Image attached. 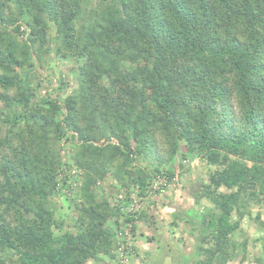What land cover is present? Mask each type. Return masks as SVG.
<instances>
[{
	"label": "trees",
	"instance_id": "obj_1",
	"mask_svg": "<svg viewBox=\"0 0 264 264\" xmlns=\"http://www.w3.org/2000/svg\"><path fill=\"white\" fill-rule=\"evenodd\" d=\"M189 154L211 168L193 264L244 259L235 232L264 207V0H0V264H119L118 234L155 219L151 184Z\"/></svg>",
	"mask_w": 264,
	"mask_h": 264
},
{
	"label": "rangeland",
	"instance_id": "obj_2",
	"mask_svg": "<svg viewBox=\"0 0 264 264\" xmlns=\"http://www.w3.org/2000/svg\"><path fill=\"white\" fill-rule=\"evenodd\" d=\"M51 27L50 32L52 37H54V27ZM50 45L55 48L57 45L56 41H53ZM55 71L57 75H60L59 66L56 67ZM69 78L72 82L75 81L73 74H70ZM56 79L59 81L60 77L57 76ZM42 82L47 84L48 80L43 79ZM172 167L174 169V177L177 176L176 180H173L174 184L169 185L165 192L156 195L158 203L153 208V212L156 213L155 219L147 212L146 219L141 221V229L137 232L138 238L135 239L139 245L146 243V248L149 247V249L142 248L138 251V254H140L138 256L130 255L128 264H193L192 259L196 255L195 247L197 241L191 235L189 228L192 229V233H197L196 236L198 237L200 233L205 234L206 232L203 223L199 226L192 220L196 219L197 216L203 219L201 214L205 213L206 208L211 206L209 199L206 196H202L204 195L205 185L209 183L211 168L201 157L194 154H189V157L183 162L179 157H175ZM177 180H179L178 184L175 183ZM60 194H62L60 198L54 199V205H57L56 216L69 223L70 208L68 202L64 199L63 192ZM163 202L168 203L165 204ZM187 208L189 212L182 210ZM174 209L180 211L170 214ZM259 211L261 212V217L256 219V213ZM251 212V215L246 214L241 219V230L235 232V238L239 243H242L245 238L248 241L246 256L243 259L244 254L241 251L228 264H261L257 257L262 256L264 258V207L260 208L253 205ZM192 213L195 214V218ZM184 217L191 219L186 222L183 220ZM173 218L180 220L181 224L174 225L171 223ZM190 223L192 224L191 226ZM149 237L153 238L152 241H148ZM111 263L112 259L110 257H106L101 262V264Z\"/></svg>",
	"mask_w": 264,
	"mask_h": 264
},
{
	"label": "built area",
	"instance_id": "obj_3",
	"mask_svg": "<svg viewBox=\"0 0 264 264\" xmlns=\"http://www.w3.org/2000/svg\"><path fill=\"white\" fill-rule=\"evenodd\" d=\"M177 176L174 177L176 180ZM168 176L159 175L155 178L154 182L150 186V194L163 193L168 188ZM119 201H124V193L118 194L116 197ZM143 199L138 196L137 193L132 191V194L129 196V202L127 205L122 207L123 212L130 215L133 221L138 219V214L141 211L142 205L144 204ZM132 223H128L124 226L123 231H121L118 236L120 238L119 245L117 248L118 253V263L119 264H128L130 251L132 250V244H134L136 237L132 234ZM113 264V262L111 263Z\"/></svg>",
	"mask_w": 264,
	"mask_h": 264
},
{
	"label": "crops",
	"instance_id": "obj_4",
	"mask_svg": "<svg viewBox=\"0 0 264 264\" xmlns=\"http://www.w3.org/2000/svg\"><path fill=\"white\" fill-rule=\"evenodd\" d=\"M168 203V202H167ZM166 206H168V205H166ZM153 209H150L148 212H150V213H153V211H152ZM140 246L142 247V248H146V243H143V244H140ZM146 249H149V247L148 248H146Z\"/></svg>",
	"mask_w": 264,
	"mask_h": 264
}]
</instances>
